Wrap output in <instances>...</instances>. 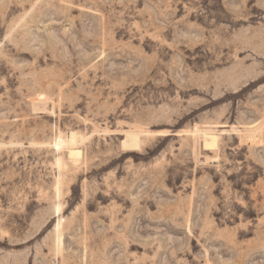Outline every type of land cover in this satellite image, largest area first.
<instances>
[{"label":"rangeland","instance_id":"1","mask_svg":"<svg viewBox=\"0 0 264 264\" xmlns=\"http://www.w3.org/2000/svg\"><path fill=\"white\" fill-rule=\"evenodd\" d=\"M0 264H264V0H0Z\"/></svg>","mask_w":264,"mask_h":264},{"label":"bare ground","instance_id":"2","mask_svg":"<svg viewBox=\"0 0 264 264\" xmlns=\"http://www.w3.org/2000/svg\"><path fill=\"white\" fill-rule=\"evenodd\" d=\"M193 132L197 133V132H199V129L195 126ZM202 137H203V141H204V149L205 150H211L217 146V142H218V136L217 135H214L213 133L202 132ZM68 139L71 143L74 142L73 133H71L68 136ZM67 153H68V156L71 160L78 158L80 155V151L76 150L75 148H69Z\"/></svg>","mask_w":264,"mask_h":264}]
</instances>
